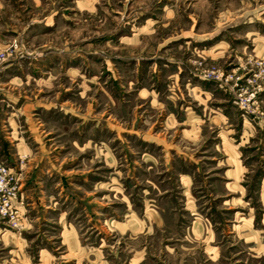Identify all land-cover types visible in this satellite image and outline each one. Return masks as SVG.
Returning a JSON list of instances; mask_svg holds the SVG:
<instances>
[{
  "label": "rangeland",
  "instance_id": "374dc122",
  "mask_svg": "<svg viewBox=\"0 0 264 264\" xmlns=\"http://www.w3.org/2000/svg\"><path fill=\"white\" fill-rule=\"evenodd\" d=\"M0 264H264V0H0Z\"/></svg>",
  "mask_w": 264,
  "mask_h": 264
},
{
  "label": "built area",
  "instance_id": "2783aa9c",
  "mask_svg": "<svg viewBox=\"0 0 264 264\" xmlns=\"http://www.w3.org/2000/svg\"><path fill=\"white\" fill-rule=\"evenodd\" d=\"M6 177H7L6 169L3 167L2 163L0 162V189L6 185Z\"/></svg>",
  "mask_w": 264,
  "mask_h": 264
}]
</instances>
